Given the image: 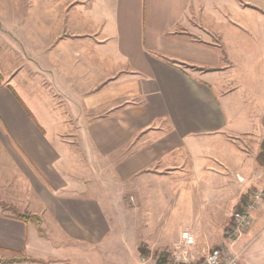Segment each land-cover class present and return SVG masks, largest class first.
Wrapping results in <instances>:
<instances>
[{
	"label": "crops",
	"instance_id": "crops-1",
	"mask_svg": "<svg viewBox=\"0 0 264 264\" xmlns=\"http://www.w3.org/2000/svg\"><path fill=\"white\" fill-rule=\"evenodd\" d=\"M0 40V251L20 264L107 250L102 202L68 174L76 132L84 161L130 149L117 177L149 178L151 225L192 208L194 233L215 208L212 244L264 190V0H0ZM235 251L264 264V201Z\"/></svg>",
	"mask_w": 264,
	"mask_h": 264
},
{
	"label": "rangeland",
	"instance_id": "rangeland-1",
	"mask_svg": "<svg viewBox=\"0 0 264 264\" xmlns=\"http://www.w3.org/2000/svg\"><path fill=\"white\" fill-rule=\"evenodd\" d=\"M10 5L12 6V4ZM3 46L0 45V53L5 51L2 48ZM15 58H12V62L14 63L17 62ZM255 70V67L249 68L251 74L256 73ZM72 137L71 140H68L72 142V148L69 150L68 155L76 162L69 167L68 174L74 177L73 180L76 184L81 186L83 184L89 188L93 198L102 202L105 216L110 222L107 250H103L100 255H95L93 264H138L140 257L148 258L150 260L149 264H156V260L163 254L167 255V262L178 242L179 231L187 228L183 226L185 223L191 222L193 216L192 208L184 209L183 211H173L171 206H165L162 208V211L157 210L156 218L162 213L159 222L163 224L168 223V226L159 227L151 225L152 211L149 204L151 197H154V195L151 196L149 192V178L145 177L144 181L140 182L139 179L121 180L117 177V159L127 154L130 149L128 148V150L121 152L120 155L114 156L104 162L100 160L98 162H88L84 161V146L80 143L78 132L74 133ZM177 181L172 180V183L174 184ZM160 187L163 190L164 183H162V186L160 184ZM257 190L259 189L254 188L250 190L245 195L241 205L243 206L249 196ZM242 206L236 209L233 214ZM207 207L208 205L205 208ZM2 210L10 214L12 213L10 210ZM215 210V208L209 209V207L207 210H203L204 213L203 211L201 212L200 219L202 218L201 222L204 224V227H195L193 234L197 241L194 255L196 260L201 261L203 251L213 249L219 245V243L212 244L206 241L205 235L202 232L209 229L208 225L217 222ZM198 213L199 211L196 212V214ZM153 214L155 213L153 212ZM231 219L232 216L226 225H223L224 231ZM192 222L198 225V221ZM153 223H155L154 215ZM213 236L216 237L215 234ZM30 238L31 243L33 240H40L44 242L42 244H45V237L43 236L37 239V236L30 235ZM36 241L32 243V246L36 245ZM24 262H26V259L0 251V264H20Z\"/></svg>",
	"mask_w": 264,
	"mask_h": 264
},
{
	"label": "built area",
	"instance_id": "built-area-1",
	"mask_svg": "<svg viewBox=\"0 0 264 264\" xmlns=\"http://www.w3.org/2000/svg\"><path fill=\"white\" fill-rule=\"evenodd\" d=\"M264 201V190L253 192L247 202L232 215L225 229L222 242L215 248L203 251L201 261L196 260V237L187 228L180 230L178 242L165 264H240L235 246L241 240L251 224L252 213ZM150 260L140 257L138 264H149Z\"/></svg>",
	"mask_w": 264,
	"mask_h": 264
},
{
	"label": "trees",
	"instance_id": "trees-1",
	"mask_svg": "<svg viewBox=\"0 0 264 264\" xmlns=\"http://www.w3.org/2000/svg\"><path fill=\"white\" fill-rule=\"evenodd\" d=\"M256 161L258 163V165L260 167H264V140L261 144V147H260V153L258 154L257 158H256ZM5 208V207H4ZM5 210H7L5 208ZM9 210V209H8ZM12 212L13 215H15L16 217H18L19 219H30V217H27V216H22V215H19L17 212L13 211V210H10ZM166 257L167 255L166 254H163L161 255L157 260H156V264H165L166 262Z\"/></svg>",
	"mask_w": 264,
	"mask_h": 264
}]
</instances>
